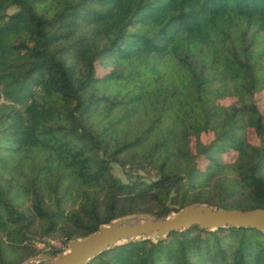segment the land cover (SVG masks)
<instances>
[{"label":"trees","instance_id":"16d2710c","mask_svg":"<svg viewBox=\"0 0 264 264\" xmlns=\"http://www.w3.org/2000/svg\"><path fill=\"white\" fill-rule=\"evenodd\" d=\"M262 92L264 0H0V264L128 215L264 210ZM86 264H264V233L193 225Z\"/></svg>","mask_w":264,"mask_h":264},{"label":"water","instance_id":"95a60500","mask_svg":"<svg viewBox=\"0 0 264 264\" xmlns=\"http://www.w3.org/2000/svg\"><path fill=\"white\" fill-rule=\"evenodd\" d=\"M193 225L200 229L220 227H253L264 233V210L216 208L207 204L191 203L166 217L134 214L113 219L98 226L84 238L70 240L63 251L51 262L36 259L20 264H86L91 258L115 245L137 239L157 241L171 231H180Z\"/></svg>","mask_w":264,"mask_h":264},{"label":"rangeland","instance_id":"374dc122","mask_svg":"<svg viewBox=\"0 0 264 264\" xmlns=\"http://www.w3.org/2000/svg\"><path fill=\"white\" fill-rule=\"evenodd\" d=\"M99 72H101V71H99ZM257 106H258V109L261 110V111L263 112V114H264V92L258 94V98H257ZM248 136H249L250 141H253V142L256 141V140H255V137H254V134H253V132H252L251 129L248 130ZM112 166H113V169H114L115 174H116L121 180L125 181V180H126V177H125V175H124L122 169H121L118 165H116V164H112ZM57 245H60V247H61V244H60L59 242L57 243ZM64 251H67V247L65 248ZM53 258H54V257L51 256L50 253H47V252H41V253H39L37 256H35L33 259H31L30 261L35 262L36 259H45V260H47L48 262H51V261L53 260Z\"/></svg>","mask_w":264,"mask_h":264},{"label":"built area","instance_id":"2783aa9c","mask_svg":"<svg viewBox=\"0 0 264 264\" xmlns=\"http://www.w3.org/2000/svg\"><path fill=\"white\" fill-rule=\"evenodd\" d=\"M58 241H55L53 239L50 238H44V239H37L35 241V245L39 248V249H45L48 246H55V247H60V245H57Z\"/></svg>","mask_w":264,"mask_h":264}]
</instances>
